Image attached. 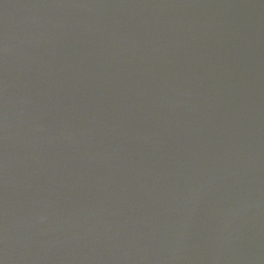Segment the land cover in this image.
<instances>
[{"label":"water","instance_id":"water-1","mask_svg":"<svg viewBox=\"0 0 264 264\" xmlns=\"http://www.w3.org/2000/svg\"><path fill=\"white\" fill-rule=\"evenodd\" d=\"M0 264H264V0H0Z\"/></svg>","mask_w":264,"mask_h":264}]
</instances>
